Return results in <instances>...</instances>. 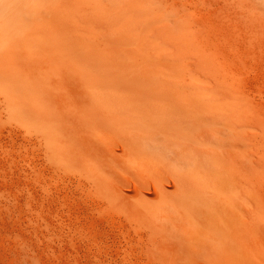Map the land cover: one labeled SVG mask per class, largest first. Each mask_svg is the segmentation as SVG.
I'll use <instances>...</instances> for the list:
<instances>
[{"label":"bare ground","instance_id":"bare-ground-1","mask_svg":"<svg viewBox=\"0 0 264 264\" xmlns=\"http://www.w3.org/2000/svg\"><path fill=\"white\" fill-rule=\"evenodd\" d=\"M12 8L0 16V106L19 111L44 144L60 146L102 205L130 208L141 240L130 245L161 264L264 263V129L255 98L248 93V101L245 91L233 96L204 55L176 64V53L141 46L134 56L155 55L167 73L137 78L122 70L119 50L101 57L81 50L63 28H32L55 9L68 14L80 36H113L147 24L155 11L137 0H39L30 9L16 1ZM180 68L184 77L170 75ZM65 80L77 97L66 112L53 94ZM80 86L93 94L84 97ZM153 172L162 181H141ZM122 237L127 245L129 236Z\"/></svg>","mask_w":264,"mask_h":264},{"label":"rangeland","instance_id":"rangeland-1","mask_svg":"<svg viewBox=\"0 0 264 264\" xmlns=\"http://www.w3.org/2000/svg\"><path fill=\"white\" fill-rule=\"evenodd\" d=\"M16 1L30 9L39 0H0V16L9 15ZM137 2L155 11L147 24L120 29L113 36H80L75 33L76 23L66 20L68 14L55 9L50 11L44 23L37 21L32 28L49 32L63 28L81 50L101 57H110L119 50L122 70L137 78L167 73L158 67L163 62L155 55L150 59L134 56L141 46L152 52L151 44L155 43L176 53L180 58L174 59L176 64L183 63V56L186 60L192 54L204 55L216 72L227 79L233 88V96L242 91L247 92L244 96L248 101L255 98L256 115L264 129V0ZM146 30L149 33H145ZM218 45L223 46L224 51ZM222 52H228V56ZM184 71L180 68L175 70V74L168 72L172 76L184 77ZM80 87L84 97L89 98L88 94H93L86 86ZM75 88L68 80L57 83L53 88L60 110L66 112L72 101L77 100L73 94ZM203 91L200 90L201 93ZM131 93L133 91L127 94ZM103 98H94L93 101H102ZM177 99L183 101L181 97ZM115 100L124 101L120 95ZM37 136L40 135H36L23 121L19 111L7 112L0 106V264H161L140 252L137 246L133 248L130 245L136 238L137 245L141 241L138 236L135 238L134 232L138 230L132 228L134 215L130 208L102 205L91 184L80 173L78 164L64 159V150L60 146L50 148ZM105 163L108 169L111 164L108 160ZM123 164V168L127 166ZM122 167L116 166L115 170ZM146 180L158 182L162 177L153 172L148 178H141V181ZM261 197L264 202V187L261 188ZM262 202L261 230L264 228ZM128 226L130 229H126ZM125 233H132L130 235L134 239ZM124 235L129 236L128 242H132L126 245Z\"/></svg>","mask_w":264,"mask_h":264}]
</instances>
